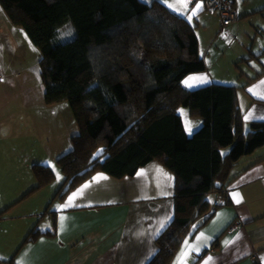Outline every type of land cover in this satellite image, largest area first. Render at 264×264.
Returning <instances> with one entry per match:
<instances>
[{
  "label": "trees",
  "instance_id": "16d2710c",
  "mask_svg": "<svg viewBox=\"0 0 264 264\" xmlns=\"http://www.w3.org/2000/svg\"><path fill=\"white\" fill-rule=\"evenodd\" d=\"M147 1L0 0V8L39 50L45 103H68L75 119L71 149L56 159L67 184L57 201L96 171L119 179L158 161L174 175V213L146 264H170L209 215V194L224 191L237 160L264 145V120L245 131L234 85L185 87L186 75L206 70L195 28ZM68 29L72 36L62 37ZM180 107L199 121L190 133ZM33 171L39 187L55 179L42 161ZM55 227L52 215L51 228H33L24 243L53 236Z\"/></svg>",
  "mask_w": 264,
  "mask_h": 264
},
{
  "label": "crops",
  "instance_id": "0c3cea01",
  "mask_svg": "<svg viewBox=\"0 0 264 264\" xmlns=\"http://www.w3.org/2000/svg\"><path fill=\"white\" fill-rule=\"evenodd\" d=\"M157 1L167 7L163 0ZM233 1L237 20L228 25L223 26L216 16L208 14L205 0L190 1L183 16H192L190 23L194 28L203 22L215 36L219 32L225 37L227 42L220 55L228 70L224 78L228 72L237 77L187 87L183 82L192 76L208 81L204 76L208 71L196 72L186 75L182 83L189 89L209 83L234 85L243 125H249L251 121L264 120V98H260L264 96V0ZM197 3L202 7L193 14ZM197 32V40L199 37L201 41L203 34ZM208 50L206 45L204 52L199 51L205 65ZM231 67H235V74ZM141 170L143 174L138 175ZM98 174L107 178L94 180ZM12 176L14 173L10 171L4 178L0 174V191L5 190L7 196L13 192L8 189L13 184L17 194L20 188L29 185L19 174L15 175L16 181H8ZM230 176L225 190L215 191L214 203L209 201V215L201 216L192 227L193 235L184 239L200 248L188 257V264H206V261L207 264H264V145L240 157ZM85 184L89 186L84 188ZM81 189L82 194L78 192ZM21 190L23 193L24 189ZM73 193H77L70 202L73 206L61 208L69 203ZM235 193L239 195L234 197ZM173 196L174 175L156 160L139 167L133 175L119 179L96 171L71 189L63 200L57 201L51 211L56 219L55 234L39 235L35 241L25 243L30 231L38 225L42 231L51 228L52 215L47 227L42 228L40 222L49 213L47 209L41 213V221L35 222L39 211L9 212L13 197L4 200L1 196L0 264H146L157 252V236L173 218ZM235 199L241 202L236 203ZM61 217L66 219L61 220ZM165 220L167 223L161 229L160 224ZM201 233L205 235L200 237ZM184 241L170 264H174ZM225 241L232 242L226 247Z\"/></svg>",
  "mask_w": 264,
  "mask_h": 264
},
{
  "label": "rangeland",
  "instance_id": "374dc122",
  "mask_svg": "<svg viewBox=\"0 0 264 264\" xmlns=\"http://www.w3.org/2000/svg\"><path fill=\"white\" fill-rule=\"evenodd\" d=\"M195 31L203 34L201 41L198 37L200 53L204 52L208 45L207 67L205 71H202H208L204 75L208 82H219L220 79L227 78L235 79L237 75L233 76L229 72L224 78L225 71L228 70L220 55L224 52L223 47L227 42L225 37L219 32L215 36V33L211 32L208 26H204L203 22L195 28ZM39 58L38 48L21 27L10 23L0 8V169L8 171L1 170L0 174L4 178L5 173L7 175L9 171L14 173V176L8 178L11 182L16 181L15 175L19 174L23 182L27 181L29 184L20 188L19 194L13 184V187L8 188L13 189V192L8 193L7 196L5 190H1L0 197L7 196L4 200L13 197V202L8 207L9 212L32 214L33 211H39V215L35 216V222L41 221L43 216L40 215L44 208L47 209L49 213L45 215V220L40 222V227L45 228L48 225L46 223H48L49 215H52L50 212L57 203L55 192L59 188L63 191L67 185L56 159L71 149L69 137L77 132V127L68 103L61 101L53 107H48L45 103ZM230 70L236 73L235 67H231ZM181 109L186 113L182 115L179 111L187 133H189L186 127L188 121L191 122L192 131H194L199 125L198 119L190 117L186 107H180L179 110ZM244 126L246 131L249 125L244 124ZM230 147H227L224 152ZM10 160L12 163L9 162ZM41 161L51 166L56 175L52 183L39 187L33 165ZM21 189H24L23 193ZM28 191H30L29 194ZM215 198V192L208 196L211 203H214Z\"/></svg>",
  "mask_w": 264,
  "mask_h": 264
},
{
  "label": "snow or ice",
  "instance_id": "6c2138e0",
  "mask_svg": "<svg viewBox=\"0 0 264 264\" xmlns=\"http://www.w3.org/2000/svg\"><path fill=\"white\" fill-rule=\"evenodd\" d=\"M163 2L166 4V6L175 11L178 15H184L185 11L187 10V5L188 3H190V0H175V2H170V0H163ZM202 7L201 3H197L196 7L192 9V13L195 14L200 8ZM189 21L192 19V16L189 15L186 17ZM62 37H71L72 36V31L71 29H68L67 31L61 33ZM208 81L203 78V77H199V76H192L189 77L188 79H186L183 83L187 86V87H193L196 86L198 84H202V83H207ZM264 83V82H262ZM260 98H264V96H261ZM181 112L182 115H186V113H184V111L178 110ZM246 119H248L249 117H245ZM264 118V117H262ZM187 130L189 131V133L192 131V127H191V122L188 121L186 124ZM103 153V149H99L97 154H95L96 156H99ZM143 174V170H141L140 173H138V175H142ZM166 175V174H165ZM106 179L107 177H104L102 174H98L97 177H94V180L97 179ZM89 184H85L83 187L86 188L88 187ZM78 192H80V194H82V189L78 190ZM77 193H73L72 196H69V203H66L65 205L60 206L61 208L64 207H69V206H73L70 202L74 200V198L76 197ZM238 193L234 194L235 196H238ZM242 199V198H241ZM236 203H240V199H235ZM66 219V217H61V220ZM168 219H171V217H169ZM167 223V220L162 221L160 224V228L163 229L165 227V224ZM195 227V225L193 226ZM205 234L201 233L200 237H203ZM200 237H197V239L199 240ZM232 241H225V246L227 247L229 243H231ZM200 250L198 245H191L189 244V241L186 239L184 241V244L181 248V252L177 254V259L174 261V264H188V257L193 253V252H198ZM211 259V258H209ZM207 264V261H206Z\"/></svg>",
  "mask_w": 264,
  "mask_h": 264
},
{
  "label": "built area",
  "instance_id": "2783aa9c",
  "mask_svg": "<svg viewBox=\"0 0 264 264\" xmlns=\"http://www.w3.org/2000/svg\"><path fill=\"white\" fill-rule=\"evenodd\" d=\"M205 3L207 12L216 16L223 26L236 21L237 15L233 8V0H205Z\"/></svg>",
  "mask_w": 264,
  "mask_h": 264
}]
</instances>
